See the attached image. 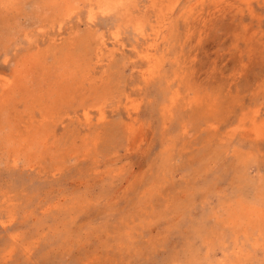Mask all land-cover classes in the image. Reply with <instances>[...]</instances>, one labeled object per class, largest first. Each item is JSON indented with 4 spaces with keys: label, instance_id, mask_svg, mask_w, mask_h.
<instances>
[{
    "label": "rangeland",
    "instance_id": "rangeland-1",
    "mask_svg": "<svg viewBox=\"0 0 264 264\" xmlns=\"http://www.w3.org/2000/svg\"><path fill=\"white\" fill-rule=\"evenodd\" d=\"M0 264H264V0H0Z\"/></svg>",
    "mask_w": 264,
    "mask_h": 264
},
{
    "label": "bare ground",
    "instance_id": "bare-ground-1",
    "mask_svg": "<svg viewBox=\"0 0 264 264\" xmlns=\"http://www.w3.org/2000/svg\"><path fill=\"white\" fill-rule=\"evenodd\" d=\"M10 85V84H9Z\"/></svg>",
    "mask_w": 264,
    "mask_h": 264
}]
</instances>
